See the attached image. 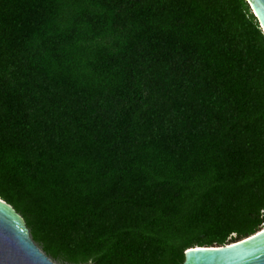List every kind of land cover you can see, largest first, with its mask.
Segmentation results:
<instances>
[{"label": "trees", "instance_id": "1", "mask_svg": "<svg viewBox=\"0 0 264 264\" xmlns=\"http://www.w3.org/2000/svg\"><path fill=\"white\" fill-rule=\"evenodd\" d=\"M0 199L59 264H183L263 229L249 4L0 0Z\"/></svg>", "mask_w": 264, "mask_h": 264}, {"label": "water", "instance_id": "2", "mask_svg": "<svg viewBox=\"0 0 264 264\" xmlns=\"http://www.w3.org/2000/svg\"><path fill=\"white\" fill-rule=\"evenodd\" d=\"M264 35V0H245ZM0 264H56L31 239L21 217L0 199ZM183 264H264V228L225 246L193 247Z\"/></svg>", "mask_w": 264, "mask_h": 264}, {"label": "rangeland", "instance_id": "3", "mask_svg": "<svg viewBox=\"0 0 264 264\" xmlns=\"http://www.w3.org/2000/svg\"><path fill=\"white\" fill-rule=\"evenodd\" d=\"M56 264H59V263H57V262H55Z\"/></svg>", "mask_w": 264, "mask_h": 264}]
</instances>
